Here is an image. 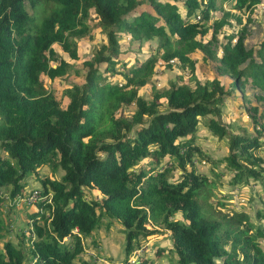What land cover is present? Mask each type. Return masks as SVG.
<instances>
[{
    "label": "trees",
    "instance_id": "1",
    "mask_svg": "<svg viewBox=\"0 0 264 264\" xmlns=\"http://www.w3.org/2000/svg\"><path fill=\"white\" fill-rule=\"evenodd\" d=\"M228 1L229 9L207 26L213 0H0V239L8 229L4 194L12 207L31 209L17 243L2 240L0 264L85 261L82 241L102 218L122 226L124 264L132 242L153 235L148 227L155 224L169 230L165 238L175 264H264V230L245 210L214 209L211 184L194 167V159H206L195 141L199 117H206L211 134L227 139L232 182L260 179L264 185V156L256 153L264 149V34L255 57L244 45V26L224 42L218 38L229 20L240 21L231 10L249 13L261 0ZM95 29L103 42L83 61L80 80L63 88L66 103L60 105L42 77L55 81L77 70L52 45L75 60L77 40ZM209 29V38L201 40ZM125 38L136 60L124 62L117 74ZM144 47L150 53L137 58ZM195 51L202 61L217 62L216 76L198 80ZM158 62L185 71L187 79L155 87ZM144 86L148 99L139 94ZM247 86L257 104L246 96ZM232 106L249 127L222 122L221 109ZM124 107H131L128 115L120 113ZM42 167L48 176L36 175ZM57 170L58 178L52 176ZM31 175L43 198L31 206L15 204ZM260 200L257 221L259 213L264 219Z\"/></svg>",
    "mask_w": 264,
    "mask_h": 264
},
{
    "label": "rangeland",
    "instance_id": "2",
    "mask_svg": "<svg viewBox=\"0 0 264 264\" xmlns=\"http://www.w3.org/2000/svg\"><path fill=\"white\" fill-rule=\"evenodd\" d=\"M200 1H202L203 3L206 0ZM213 2L215 7L209 13V18L206 23L207 26H210L212 20L215 17H222L221 9L228 10L231 5V2L228 0H213ZM24 8L28 14L32 13V8L27 1L24 3ZM179 8V12L182 13L183 9L181 7ZM231 12L236 14L239 17L240 21L236 22L235 20H229V24L224 26L218 33L220 42H224V38H227L229 35L236 36L244 26V45L247 49H250L252 51V54L255 57L258 44L262 39V35L264 34V0H261L260 3L253 7L251 12L249 13H239L235 12L234 10H231ZM210 32L211 30L209 29L208 32L200 39L205 40L209 38ZM102 35L103 34L100 33L98 29H95L89 32L88 37L84 36L78 39L76 46L77 58L75 60H69L68 56L61 50L58 43H54L52 45V48L56 52V54L65 58L72 64V67L77 70V74L73 73V71H68L65 76H63L62 78H58L55 81H50L48 78L42 77V83L44 87L48 91L53 93L54 97L60 103V105H64L66 103V98L62 94L63 88L69 87L71 83L77 82L78 80H80L81 76L84 75L85 66L82 63L83 61L88 60L92 56L94 51L99 48L100 44L103 42ZM119 44L122 53L117 57L118 62L114 66V68L117 70V74L126 69L125 64L126 66H129L136 60L135 55L127 51L128 49H130V44L127 38H125L124 40H120ZM150 51L151 48L144 47L140 51V53L137 54V58L143 59L150 53ZM200 56L201 52L199 51H195L193 54H191V57L195 60V75L198 77L199 81L203 82L205 80H208L207 78L216 76L215 67L217 65V62L211 61L208 58L205 61H202L200 59ZM169 62H173L175 64V61ZM51 64L54 65L55 62H52ZM154 69L156 71V75L153 78V84L155 85V87L158 85L162 86L163 84H167L168 82H175L178 80L179 76L183 80L187 79L185 71L176 68L174 65L170 69H165V64L162 62H158ZM111 78L112 77H110L109 80H116L118 76H115L112 79ZM244 91L246 93V96L250 98L252 104H257V102L252 97L253 91L250 89V87L247 86ZM139 94L142 97L148 99L150 96L149 87H142L139 90ZM234 107L235 106H232L230 108L224 107L221 109L222 122L225 123V121H228L230 122V126L231 124H237L245 128L249 127V119H247L244 114L235 113V110L233 111ZM130 110L131 107H124L120 110V113L122 112L124 115H128ZM205 120L206 117H199V123L196 126L195 141L200 145L203 152H206V159H202L200 161L194 159V167L197 174L199 176H205L207 181H209L211 184L210 186L212 195L209 198V201L212 203L214 209L218 208L221 212L224 213H226L230 208L237 211L245 210L254 224L259 228V230H264V219H262L261 213L258 214V217H260L258 221L254 216V211L256 209L257 211H259L261 209V206H263L261 205L260 199L264 200V190L262 189V186L264 185L260 184V179L256 181L249 180L247 183H244L241 179L238 180V182H232V173L227 169L225 165V157L228 151L227 139L225 137H223L222 139H217L214 135H212L211 132L203 125ZM230 130H234V127ZM256 153L264 156V149H260ZM49 173L50 172L48 168L42 167L38 170L36 175L39 177H44L48 176ZM60 174V171L57 170L52 176L58 178ZM36 175H31L26 179L25 184L27 191H40V182L37 180L38 177H36ZM88 192L91 198L97 197V195H95L97 194L96 192ZM8 200V197H5L6 205L2 207L1 211L2 217L8 223V229L4 237L0 239V244H2L3 239L9 240L14 244L17 243L21 228L23 229V227L26 226L24 219L25 213L31 211V209L26 207L23 208L20 205H16L19 207H12ZM107 224H109V227L106 226ZM148 229H153L154 235H149L143 238L140 237L139 241H137L138 243L136 241L132 242V248L133 246L135 248L136 245H141L139 247V255L142 261L139 264L145 263L147 255L151 257V261L153 259V261L151 262L152 264H168L167 260L169 257V264H175V254L170 253L167 249L169 242L167 239H165V235H163V233L165 232L164 226L162 224H155L154 226L149 225ZM94 234L95 235L91 238H86L84 241H82L85 261L81 259L73 260L71 264L125 263V258L127 257H125L124 253L125 239L122 226L119 223L118 219L109 220V218H102L99 227L96 229ZM104 234L105 236L109 235L110 237H108V241L113 240L111 242L115 243L116 246L110 248L106 239L102 238ZM66 239H64V242H69V239ZM143 241L146 243H144ZM259 243L264 248V235L260 237ZM159 247L163 248L161 251L162 257L158 256V258L154 259L153 250H156ZM132 252L133 251H131V253Z\"/></svg>",
    "mask_w": 264,
    "mask_h": 264
},
{
    "label": "built area",
    "instance_id": "3",
    "mask_svg": "<svg viewBox=\"0 0 264 264\" xmlns=\"http://www.w3.org/2000/svg\"><path fill=\"white\" fill-rule=\"evenodd\" d=\"M199 19V16L195 17V21H197ZM4 198H5V194H4ZM43 197L40 196L39 191L38 190H30L27 191L23 196H19L16 197L14 200L15 204H18V202L22 203L25 206H31L33 205L35 202H37L38 200L42 199ZM47 198V197H44ZM76 229L74 228L72 230V233H75ZM141 246V245H140ZM139 246V247H140ZM136 248L134 250H132L133 252L130 253V255L127 258V263L128 264H139L142 260L140 258V249Z\"/></svg>",
    "mask_w": 264,
    "mask_h": 264
},
{
    "label": "crops",
    "instance_id": "4",
    "mask_svg": "<svg viewBox=\"0 0 264 264\" xmlns=\"http://www.w3.org/2000/svg\"><path fill=\"white\" fill-rule=\"evenodd\" d=\"M105 222V221H104ZM106 223V222H105ZM107 227H109V224H107L106 225ZM95 231H96V229L93 231V235L92 236H94L95 234ZM169 232L168 231H165L164 233H163V235H166V234H168ZM154 235V234H153ZM163 235H161V236H163ZM91 236V237H92ZM90 237V238H91ZM108 237H110L109 235L107 236H105V234H104V236L102 237L103 239H106V241H107V243H108V246L110 247V248H112V247H114V246H116V244L115 243H112L111 241H113V240H110V241H108L109 240V238ZM66 239V238H65ZM67 239H69V238H67ZM66 239V240H67ZM161 239H163V238H161ZM166 239V238H165ZM144 242V241H143ZM169 242V241H168ZM144 243H146V242H144ZM155 244V243H154ZM156 245V244H155ZM159 246V245H158ZM161 249V250H160ZM162 247H159V248H157L156 250H153V257H154V259H156V258H158V256H161L162 257V255H161V251H162ZM155 255V256H154ZM167 260V259H166ZM152 261H153V259H152ZM151 257H149V255H147L146 256V261H145V263L144 264H152L151 262ZM169 258H168V260H167V263L169 264Z\"/></svg>",
    "mask_w": 264,
    "mask_h": 264
}]
</instances>
